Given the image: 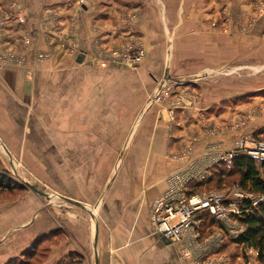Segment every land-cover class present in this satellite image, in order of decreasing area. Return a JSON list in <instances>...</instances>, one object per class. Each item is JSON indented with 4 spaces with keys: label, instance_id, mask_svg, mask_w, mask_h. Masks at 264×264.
Returning a JSON list of instances; mask_svg holds the SVG:
<instances>
[{
    "label": "rangeland",
    "instance_id": "obj_1",
    "mask_svg": "<svg viewBox=\"0 0 264 264\" xmlns=\"http://www.w3.org/2000/svg\"><path fill=\"white\" fill-rule=\"evenodd\" d=\"M126 1H131L132 5L120 7L124 2L116 0L121 10L115 16L120 15V23L132 30L129 29L125 40L121 41L102 44L96 38L91 49L95 52H92L91 62L101 69L120 67L136 71L141 65L146 66L142 74L149 81L144 85L146 96L141 110L140 103L135 107L129 140L137 137L140 128L150 130L152 135L156 120L159 126L163 121L168 138L172 136L178 123L179 110L198 106L203 90L213 88L235 93L264 86V0H248L249 4L246 5L223 3L225 0ZM105 20L104 24L111 25L112 18ZM137 29L144 32L142 36L135 31ZM2 33L1 38L4 37ZM96 44L101 49H97ZM130 50H137L141 56L134 54L130 61L124 62L123 55H131ZM12 52H0V62L4 68L13 70L27 64L26 54ZM48 57L50 54L47 51L39 52V60ZM225 59L227 61H223ZM31 72L29 68L27 73ZM191 80L196 81V85L190 83ZM138 87L140 89L141 85ZM135 93H138L136 86ZM248 98L220 102L217 107L226 110L215 108V117L232 107L229 114L235 117L231 123L208 122L213 125H207L200 135L190 133L189 142L167 156L180 163L184 171L194 166L191 155L199 142L217 148L210 151L214 158L233 149L245 138H251L245 142L249 146L255 141L264 142V133L255 136L244 131L250 124H259L254 123L258 117L264 120V99L260 104L258 101L249 102ZM236 100L239 104H246L242 115L234 111V106L238 104ZM5 104L10 108L0 107V173L6 176L13 188H0V249L8 246L9 251H15L22 244L29 245L38 230L57 226L55 232L39 236L34 247L27 251L28 255L24 251L18 253L19 264H43L49 258L52 246L67 235L68 231L63 229V219L68 218L69 214L76 216L77 208H86L92 219H98L106 200L112 198L109 194L112 181L114 183L119 174H123L126 157L131 150L118 149L117 164L102 166V179L90 185L87 182L93 179V175L85 174L83 170L80 172L79 167L82 166L70 160L77 156L78 151L61 147L62 101L54 102L57 109L52 111L48 110L49 102L37 104V108H34L38 110L36 117L15 115L18 110L14 102ZM234 129L240 130L239 136L231 139L229 148L221 147L222 138L227 135L225 133ZM110 152L116 151L101 150L102 156H110ZM204 152L205 158L209 152ZM213 159L208 157L206 160L212 163ZM205 164L202 162L198 166ZM224 167L229 169L227 164ZM176 172H179L178 169L168 176ZM195 191L196 194L212 191L231 193L242 192V189L237 174L216 173ZM208 216L217 221L214 226L208 227L204 222L200 226L198 248L194 252L202 250V255L199 256L201 259L195 261L197 264H264L258 259L256 249L230 239L235 223L244 228L243 232L245 230L236 216L229 217V222L228 219L218 220L212 215ZM203 221H206V217ZM211 244L219 245L220 250L217 253L208 250ZM1 256L0 260H3L5 256Z\"/></svg>",
    "mask_w": 264,
    "mask_h": 264
},
{
    "label": "crops",
    "instance_id": "obj_2",
    "mask_svg": "<svg viewBox=\"0 0 264 264\" xmlns=\"http://www.w3.org/2000/svg\"><path fill=\"white\" fill-rule=\"evenodd\" d=\"M119 1L124 2L120 7L132 5L131 1ZM223 3L249 4L248 0ZM119 10L116 0H0V32L4 34L3 38L0 36V52H23L27 56V64L13 70L4 68L0 62V107L10 108L5 102H14L18 110L15 115L36 117L37 104L49 102L48 110L52 111L57 109L54 102L62 101L61 147L78 151L70 160L82 166L80 172L93 175L87 182L90 185L102 179V166L117 164L118 149L131 150L123 174L112 181L109 189L112 198L106 200L98 219H92L86 208H77L76 216L69 214L63 219L67 235L52 246L43 264H197V256L182 255V245L157 235L150 221V204L166 191L167 176L183 168L167 154L184 147L190 133L200 135L207 125H213L208 122L231 123L235 117L229 114L232 107L215 117L220 102L250 97L249 102L261 104L264 86L235 93L213 88L203 90L198 106L179 110L172 136L168 138L164 122L159 126L156 120L152 135L150 130L140 128L137 137L129 140L135 107L140 103L141 110L146 96L144 85L149 81L142 75L146 66L143 64L136 71L120 67L101 69L91 62L96 38L104 44L125 40L129 33V26L120 23V15L115 16ZM107 18H112L109 26L104 24ZM135 31L139 36L144 33ZM27 39L29 44L25 45ZM96 48L101 49L97 44ZM42 51L50 54L43 61L38 59ZM80 53L84 55L82 62L77 61ZM236 102L234 111L242 115L246 104ZM258 118L254 123L259 124H250L244 131L255 136L263 134L264 120ZM239 133L240 130H228L221 147L229 148L231 139ZM203 144L199 142L191 155L197 175L192 183L210 179L216 166L206 159L205 166H198L204 162V151L217 149ZM102 149L116 152L102 156ZM57 229L54 226L38 230L29 245L22 244L15 251H9L8 246L0 249V256H5L0 264H14L19 259L18 253L34 247L42 234Z\"/></svg>",
    "mask_w": 264,
    "mask_h": 264
},
{
    "label": "built area",
    "instance_id": "obj_3",
    "mask_svg": "<svg viewBox=\"0 0 264 264\" xmlns=\"http://www.w3.org/2000/svg\"><path fill=\"white\" fill-rule=\"evenodd\" d=\"M26 41L29 42L28 39ZM129 52L131 55H123L124 62L130 61L134 54H137L138 57L141 56L137 50H130ZM98 63L100 62L98 61ZM250 139H243L233 149L220 153L215 158L209 152L207 153L208 156H205L204 162L206 163L205 159L208 157L210 159L214 158L212 163H215V165L224 163L231 169L233 159L241 154L247 155L257 162H264V142L255 141L251 146L246 145V140ZM196 177L195 165L168 176L166 179V191L151 203L150 220L156 234L177 243L179 242L182 245V251L185 256H190V254L194 253L197 256V260H199L201 259L199 256L202 255V250L197 253L194 250L198 248L200 226L203 223L204 214L212 215L218 220L240 216L245 200H251L252 204L256 206L264 202V196L244 190H242L243 193L237 191H232L231 193L212 191L204 194H190L189 187ZM243 229L235 223L230 239L237 240ZM208 250L217 253L220 247L219 245L211 244L208 246Z\"/></svg>",
    "mask_w": 264,
    "mask_h": 264
},
{
    "label": "trees",
    "instance_id": "obj_4",
    "mask_svg": "<svg viewBox=\"0 0 264 264\" xmlns=\"http://www.w3.org/2000/svg\"><path fill=\"white\" fill-rule=\"evenodd\" d=\"M224 165L223 163L217 164L211 178L207 181L211 180L216 173L219 175L237 174L242 190L264 196V162H257L247 155L241 154L233 159L231 169H226ZM203 183L205 181L192 183L189 193L194 194L196 188ZM0 188H13V185L8 182L6 176L1 173ZM241 209V215L236 216V218L244 225L245 230L236 242L245 247L256 249L258 251V259L264 263V202L254 206L252 201L247 199L244 201ZM205 217L206 221H203V224H207L208 227L216 224L217 220L209 218L208 214H204V219ZM208 218L209 220H207ZM27 251L24 252L25 255L29 254ZM19 262L21 260H16L14 264H19Z\"/></svg>",
    "mask_w": 264,
    "mask_h": 264
},
{
    "label": "water",
    "instance_id": "obj_5",
    "mask_svg": "<svg viewBox=\"0 0 264 264\" xmlns=\"http://www.w3.org/2000/svg\"><path fill=\"white\" fill-rule=\"evenodd\" d=\"M83 59H84V55H83L82 53L78 54V56H77V61H78V62H82ZM71 202H73V201H71ZM73 203L79 205V203H77V202H73Z\"/></svg>",
    "mask_w": 264,
    "mask_h": 264
}]
</instances>
